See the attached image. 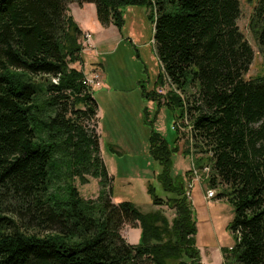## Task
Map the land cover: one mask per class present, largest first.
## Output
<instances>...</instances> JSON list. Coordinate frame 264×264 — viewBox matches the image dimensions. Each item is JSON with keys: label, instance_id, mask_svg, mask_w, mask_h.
Returning <instances> with one entry per match:
<instances>
[{"label": "trees", "instance_id": "1", "mask_svg": "<svg viewBox=\"0 0 264 264\" xmlns=\"http://www.w3.org/2000/svg\"><path fill=\"white\" fill-rule=\"evenodd\" d=\"M68 3L93 4L100 25L119 33L122 8L148 12L160 71L140 92L156 103L153 118L147 109L143 118L166 196L150 183L146 191L153 206L174 211L171 221L161 209L144 214L132 202H111L99 137L87 124L98 106L84 74L70 67L83 61V48ZM239 15V0H0V264H200L189 171L171 177L184 119L196 168H208L209 188L234 211L222 264H264V75L244 79L253 51ZM249 26L264 52V0ZM164 86L163 95L155 89ZM162 106L173 121L172 148L152 128ZM89 178L100 185L95 201L75 185ZM124 224L140 229L137 244L120 235Z\"/></svg>", "mask_w": 264, "mask_h": 264}, {"label": "rangeland", "instance_id": "2", "mask_svg": "<svg viewBox=\"0 0 264 264\" xmlns=\"http://www.w3.org/2000/svg\"><path fill=\"white\" fill-rule=\"evenodd\" d=\"M257 0H239L240 15L237 26L244 39L253 51L252 62L244 79H253L264 75V52L259 50L257 41L250 29L249 23ZM75 3H68V15L82 19L80 26L91 27L86 32L81 30L78 43L83 48L82 62H75L70 67L81 71L84 77L96 73L101 87L85 85L97 103L96 118L88 122L98 135L100 155L111 177V202H132L141 213H150L161 209L169 221L174 217V211L168 207H156L151 204L146 187L150 183L156 190V195L165 198L166 194L157 181L156 176L161 171L160 164L149 154L150 128L144 123L143 111L147 109L149 119L156 111V103L146 101L141 97L140 86L147 91L153 88L159 70V64L153 48V24L148 20V12L144 7L122 8L124 27L119 34L117 29L112 31V24L102 26L96 19L95 7L87 5L79 9ZM77 10V13L75 14ZM76 17V18H75ZM76 21V20H75ZM81 22V21H80ZM76 23V22H75ZM98 23V24H97ZM78 26V25H77ZM89 33L91 47L83 44V36ZM130 38L132 45L125 39ZM55 82V80H53ZM83 83V82H82ZM159 94H165L168 87L155 88ZM182 132L176 143L178 153L171 156V177L184 176L185 189L188 182L193 183L189 198L196 220V248L203 260L210 264H221L220 249L233 245L228 225L233 219L234 211L224 200H217V189H211L207 183L204 170H197L198 179L193 177L192 169L196 168L199 154L192 152L189 127L186 119L178 121L177 126ZM153 130L159 133L169 148L175 140L173 121L170 112L162 106L153 123ZM119 154L112 153L111 149ZM188 148L190 153L184 156L182 151ZM197 169V168H196ZM113 178V181H112ZM82 198L95 201L100 192L98 180L89 178V182L81 185L75 181ZM214 190L212 199H204L206 192ZM208 202V203H207ZM5 214L10 215V207L6 206ZM136 228L124 224L120 235L127 242L135 237ZM137 244L130 242V244ZM201 264V263H200Z\"/></svg>", "mask_w": 264, "mask_h": 264}, {"label": "built area", "instance_id": "3", "mask_svg": "<svg viewBox=\"0 0 264 264\" xmlns=\"http://www.w3.org/2000/svg\"><path fill=\"white\" fill-rule=\"evenodd\" d=\"M91 36L89 33H85L84 36H83V44L86 45V46H89L91 47ZM101 81H99L98 79V76L96 73H93L92 75H90L89 77H84V80H83V84L87 85V86H90V87H101V84H100ZM199 170L198 168H194L192 169L191 173H193V177L198 179V171ZM201 170H204L206 171L205 174L208 173V168L206 166H204ZM195 183L199 184V182L196 180L195 182L193 183H189L188 182V186H187V189H186V195L188 198H190L191 196V190L193 189ZM206 196H205V199H212L214 196H215V193H214V190H209L207 191L206 193Z\"/></svg>", "mask_w": 264, "mask_h": 264}, {"label": "crops", "instance_id": "4", "mask_svg": "<svg viewBox=\"0 0 264 264\" xmlns=\"http://www.w3.org/2000/svg\"><path fill=\"white\" fill-rule=\"evenodd\" d=\"M87 5H90V4H83V7H78L79 9H84L85 7H87ZM74 11H76L75 12V14L77 13V10H74ZM71 16L72 17H74V14H71ZM76 18V17H75ZM74 19V18H73ZM76 20V21H75ZM74 21L76 22V24L78 25V27H79V29L80 30H82V31H84V32H86L87 30H90L91 29V27H88V26H84V27H82V26H80V23H82V19H80L79 17H78V19H75ZM81 21V22H80ZM98 24V23H97ZM114 26L112 25V31L113 30H115L114 28H113ZM118 32V31H117ZM120 34V33H119ZM204 199H205V197H204ZM206 200V199H205ZM207 201V200H206ZM208 203V202H207ZM137 230H136V235H135V237H134V239L133 238H130L127 242L130 244V242H137L138 240H139V234H140V229L139 228H136ZM132 245H135L134 243L132 244ZM199 255H200V251H199ZM220 258H221V254H220ZM221 262H222V258H221ZM200 263L201 264H210V263H207L206 261H204L203 260V258H202V256L200 255ZM222 264V263H221Z\"/></svg>", "mask_w": 264, "mask_h": 264}]
</instances>
